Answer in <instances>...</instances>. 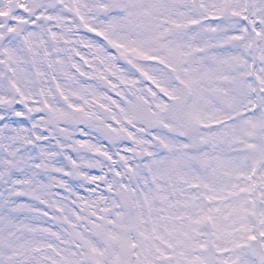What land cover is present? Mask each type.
<instances>
[{"label":"snow or ice","instance_id":"6c2138e0","mask_svg":"<svg viewBox=\"0 0 264 264\" xmlns=\"http://www.w3.org/2000/svg\"><path fill=\"white\" fill-rule=\"evenodd\" d=\"M0 264H264V0H0Z\"/></svg>","mask_w":264,"mask_h":264}]
</instances>
